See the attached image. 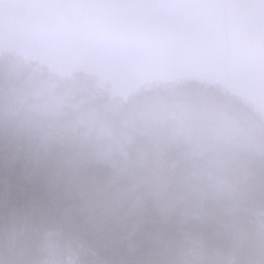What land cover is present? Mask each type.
<instances>
[{"label":"clouds","instance_id":"clouds-1","mask_svg":"<svg viewBox=\"0 0 264 264\" xmlns=\"http://www.w3.org/2000/svg\"><path fill=\"white\" fill-rule=\"evenodd\" d=\"M0 264H264V0H0Z\"/></svg>","mask_w":264,"mask_h":264}]
</instances>
